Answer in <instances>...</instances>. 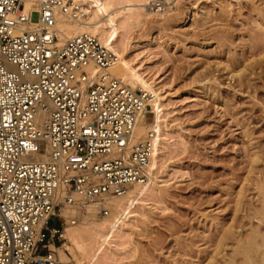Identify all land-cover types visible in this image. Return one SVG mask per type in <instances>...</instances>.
Instances as JSON below:
<instances>
[{"label":"rangeland","instance_id":"obj_1","mask_svg":"<svg viewBox=\"0 0 264 264\" xmlns=\"http://www.w3.org/2000/svg\"><path fill=\"white\" fill-rule=\"evenodd\" d=\"M97 1L127 65L161 92L164 140L149 193L93 234L84 263L264 264V0H170L163 16ZM88 210L64 209L63 228ZM64 242L50 248L76 264Z\"/></svg>","mask_w":264,"mask_h":264},{"label":"built area","instance_id":"obj_2","mask_svg":"<svg viewBox=\"0 0 264 264\" xmlns=\"http://www.w3.org/2000/svg\"><path fill=\"white\" fill-rule=\"evenodd\" d=\"M24 1L0 0V264H70L49 246L64 240L61 210L107 216L109 198L148 180L153 132L133 134L151 96L112 73L97 36L56 44L68 0Z\"/></svg>","mask_w":264,"mask_h":264},{"label":"bare ground","instance_id":"obj_3","mask_svg":"<svg viewBox=\"0 0 264 264\" xmlns=\"http://www.w3.org/2000/svg\"><path fill=\"white\" fill-rule=\"evenodd\" d=\"M97 1V0H96ZM92 0H68L69 8L71 11L68 13H63L61 11L55 10V30L57 35L56 44H62L65 39L79 35L82 33H89L98 37V39L106 46L110 47L117 54V61L111 66L110 70L113 74L121 78L125 83L135 89L147 91L151 98L148 101L146 106L145 113L139 119L135 130H134V141L143 139L147 137L149 131L153 132V152L148 164V180L143 184H135L129 189V191L121 197H111L107 200L106 204L110 209V213L107 216L98 214L93 208H87L83 210H88L87 214L81 215L74 223L70 222V218H65V228H63L62 234L64 238V243L62 247L65 251H68L70 248L74 251L72 255V261L76 264H85V258L87 255L86 243L89 239H92L93 234H100L111 229L115 223V220L120 216L125 214L126 210L135 204V202L143 196L145 193H149L147 187L152 184L154 180V174L156 170V160L160 145L163 139V118L161 116V107L160 103L162 101V96L159 88L153 86L152 83H149L148 80L142 77L141 74L137 73L134 69H131L125 62L124 52L119 41H117L114 35L105 30L100 24L101 13L104 11L103 8H96L98 1ZM96 2V4H95ZM146 4L151 9V15L163 16L171 8L170 5L172 2L170 0H145ZM152 4V5H151ZM98 5V4H97ZM25 7H35L38 8V3L34 0H25ZM158 7V8H157ZM76 11L79 12L76 16L72 13ZM106 8V7H105ZM102 9V10H100ZM147 89V90H146ZM150 89L152 92L148 91ZM152 114L153 121L151 123H146V116ZM43 157V156H42ZM157 179V178H155ZM151 187V186H150ZM144 189H147V192H143ZM74 207V206H67ZM66 207V208H67ZM63 208L61 212L66 209ZM92 235V236H91ZM91 236V238H89ZM53 246L50 243L49 246ZM264 257V256H263ZM264 259V258H263Z\"/></svg>","mask_w":264,"mask_h":264}]
</instances>
